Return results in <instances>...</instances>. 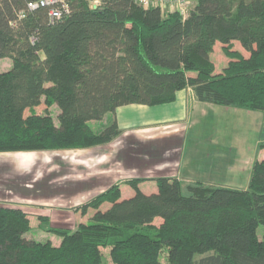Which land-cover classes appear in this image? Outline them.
<instances>
[{
  "label": "trees",
  "instance_id": "trees-1",
  "mask_svg": "<svg viewBox=\"0 0 264 264\" xmlns=\"http://www.w3.org/2000/svg\"><path fill=\"white\" fill-rule=\"evenodd\" d=\"M40 1L0 0V59H11L0 72V152L108 144L121 133L117 107L169 103L187 87L201 102L264 110V0H193L185 17L135 0H63L68 12L53 21L51 5L29 9ZM141 181L126 182L128 198L113 184L81 205L93 212L87 223L50 228L57 246L27 239V213L0 205V264H103L106 248L112 264H264V159L245 189L196 183L183 195L177 179L159 177L145 193Z\"/></svg>",
  "mask_w": 264,
  "mask_h": 264
},
{
  "label": "crops",
  "instance_id": "crops-1",
  "mask_svg": "<svg viewBox=\"0 0 264 264\" xmlns=\"http://www.w3.org/2000/svg\"><path fill=\"white\" fill-rule=\"evenodd\" d=\"M88 1L94 4L101 0ZM234 47L241 49L237 42L234 43ZM215 50L220 51L221 55L219 43L214 45L213 52ZM219 58L226 64L227 59L222 56ZM246 111L247 109L201 102L187 87L178 91L175 99L169 103L154 106L128 104L117 107L115 119L121 133L108 144L46 153L48 156L54 154V159L67 158L66 160L72 163L74 159L79 158L77 163H80L82 169L78 178V183H81L80 191L89 190L85 202L113 184L119 185L121 198H124L122 197L124 190L127 194L125 198H128L134 191L126 182L132 179H142L138 184L139 189L142 185H149L148 193L156 191L155 179L159 177L175 178L181 184V188L202 183L216 187L245 189L254 162L248 159L249 149L246 148L243 152L239 144L224 143L220 138L224 133L217 128L218 124H221L218 123L219 118L225 116L242 118L247 113V118H253V112ZM258 112L264 118V110ZM107 115L106 124H109L112 115ZM256 115V118H259L260 114ZM260 133L261 141L264 142V121ZM258 144L257 142L253 145L258 148ZM51 166L55 170L53 178H65L67 167L64 164L54 160V165L48 167ZM61 183L54 187H60ZM59 192L60 190L52 193L56 202L65 200ZM56 194L58 195L55 196ZM51 210L53 209L49 211L53 212ZM28 217L30 218L29 215ZM82 219L86 218L80 216L79 222H75L76 226L85 222Z\"/></svg>",
  "mask_w": 264,
  "mask_h": 264
},
{
  "label": "rangeland",
  "instance_id": "rangeland-1",
  "mask_svg": "<svg viewBox=\"0 0 264 264\" xmlns=\"http://www.w3.org/2000/svg\"><path fill=\"white\" fill-rule=\"evenodd\" d=\"M236 1L231 0L233 7ZM220 56L225 58L222 53L220 55V51L218 50H215L210 55L211 60L215 64L216 71H220L225 66V62L221 61L222 58H219ZM10 66L11 59H0V72L8 70ZM43 108L44 105H41L37 111L42 112ZM58 112L59 110L55 105L50 108L55 125H58ZM249 112H253V118H247V113L242 118H226V116L219 118L218 123L221 124H218L217 130H221L224 133L220 137L224 143L228 145L239 144L238 146L240 149L242 148L243 152L248 148V159L255 161L264 159V152H262L264 142L261 141L260 133L264 118L256 110H249ZM256 114H260L258 115L259 118H256ZM107 116L102 121L89 122L91 129L95 132L102 130L104 124L108 122L106 120ZM257 142L260 148H256L253 145L254 143L256 145ZM46 152L52 153V151L44 150L0 152V205L18 207L28 212L27 215L30 216V229L25 234L27 239L37 241L49 240L53 245L57 246L61 238L50 231V228L73 230L76 227L75 222H79L80 216L85 217L86 219L82 220H85L84 223H87L93 212L89 209L86 215H82L80 211V206L86 203L84 199L89 194L87 193L89 190H81L83 193L80 191L81 183H78V178L82 169L80 163H77V159L79 158L74 159V163H72L68 162L67 158L54 159V154L48 156ZM49 160L51 161L49 162ZM54 160L67 167L64 179L52 177L55 171L54 167L48 166L54 165ZM101 180L105 181L104 179ZM59 182H62L60 187H54ZM129 188L133 190L131 187ZM148 188H150L149 185H142L140 189L148 193ZM58 190H60L59 193L62 197L65 198L61 202H56L55 197H52V193ZM181 193L188 195L185 187L181 188ZM122 197H127L125 190ZM107 207L108 204H104L102 210ZM50 209H53L51 210L53 212H50ZM158 222L160 220L156 218L154 224L157 225ZM262 235L263 227L259 225L257 227V237L261 239ZM101 252L103 253V264H112L108 255V248L102 249ZM166 257V249L162 248L159 254L161 262H167Z\"/></svg>",
  "mask_w": 264,
  "mask_h": 264
},
{
  "label": "built area",
  "instance_id": "built-area-1",
  "mask_svg": "<svg viewBox=\"0 0 264 264\" xmlns=\"http://www.w3.org/2000/svg\"><path fill=\"white\" fill-rule=\"evenodd\" d=\"M143 7H160L164 12H177L185 17L193 0H135ZM38 5H51L53 8L49 11L51 21L59 19L63 13L68 12V6L63 0H41L39 3L28 4L29 9H34ZM22 15V14H21Z\"/></svg>",
  "mask_w": 264,
  "mask_h": 264
}]
</instances>
